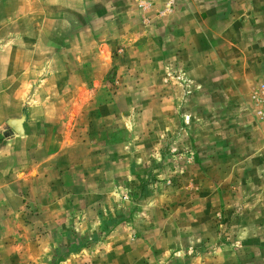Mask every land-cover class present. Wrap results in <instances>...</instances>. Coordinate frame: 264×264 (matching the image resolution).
<instances>
[{
    "label": "rangeland",
    "instance_id": "rangeland-1",
    "mask_svg": "<svg viewBox=\"0 0 264 264\" xmlns=\"http://www.w3.org/2000/svg\"><path fill=\"white\" fill-rule=\"evenodd\" d=\"M0 18V44L40 57L35 155L56 147L41 188L67 210L30 229L35 202L0 193L10 256L41 237V264H264V0H0ZM8 122L1 146L24 134Z\"/></svg>",
    "mask_w": 264,
    "mask_h": 264
},
{
    "label": "crops",
    "instance_id": "crops-1",
    "mask_svg": "<svg viewBox=\"0 0 264 264\" xmlns=\"http://www.w3.org/2000/svg\"><path fill=\"white\" fill-rule=\"evenodd\" d=\"M221 6L222 9H218L219 6L217 5L214 8L211 5H206L205 8L201 7L199 9L201 11L200 15H203L204 12L214 13L215 16H218L219 13L227 14L226 6ZM16 19L18 20L19 17L17 16ZM2 20L4 19L0 18V38L9 35V31L14 30L13 28H4L3 26L7 25V23H3ZM16 36L19 38V34H16ZM40 63V57L37 56L36 49L26 46L19 39L10 43L0 44V133L2 132L1 126L5 122L25 117L21 124L24 134L13 138V141L6 144L3 143L2 146L0 144V158L12 161L13 170L16 169L15 175L19 173H24V175L15 178L12 173H8V175L1 177L0 193L2 197H20V203L15 209L17 211L21 209L17 212L18 215L28 209L26 206L27 201L22 198H29L35 202L33 203L34 206L30 207L34 214L32 221L34 223L32 226L30 225V229L31 227L35 229L49 228L54 223L56 213H65L67 211L65 206L58 207L60 205L58 200L60 198L63 199L65 194H58L56 190L58 196L55 197L56 200H53L52 193L55 190L52 191L49 187L41 188L42 184L48 186L53 183L52 180L54 179L50 175H43L41 171L44 165L50 164L51 157L56 155L57 150L54 147L53 152L51 151L52 153L48 152V155L46 153L47 159L39 158L35 155V152L40 148L38 133L41 132L35 126L42 124L40 120L49 116L48 107L42 102L41 91L34 88L40 78ZM50 122L48 120V123ZM46 149L51 150V145ZM32 172L34 173L32 174ZM37 207H39V210H36ZM43 209L44 211L41 212ZM5 212L8 215L11 209H6ZM7 218L8 216L5 222H7ZM4 227H6V224ZM17 227L23 228L21 224H18ZM7 239L11 241L9 237ZM41 241L40 237L39 240L29 238L26 242L29 247L32 245L34 251H30L26 243L23 246L19 243L18 250L21 249L20 253L15 252L12 256H10L11 253L8 254L6 252L7 248L4 247L10 248L15 240L7 244L1 242L0 264H41L42 256H39L41 253ZM29 252H33L32 256H29Z\"/></svg>",
    "mask_w": 264,
    "mask_h": 264
},
{
    "label": "built area",
    "instance_id": "built-area-1",
    "mask_svg": "<svg viewBox=\"0 0 264 264\" xmlns=\"http://www.w3.org/2000/svg\"><path fill=\"white\" fill-rule=\"evenodd\" d=\"M256 95V115L264 125V79L257 83L255 88Z\"/></svg>",
    "mask_w": 264,
    "mask_h": 264
},
{
    "label": "water",
    "instance_id": "water-1",
    "mask_svg": "<svg viewBox=\"0 0 264 264\" xmlns=\"http://www.w3.org/2000/svg\"><path fill=\"white\" fill-rule=\"evenodd\" d=\"M8 124L14 131L18 133L22 131V125L19 119H12L8 122Z\"/></svg>",
    "mask_w": 264,
    "mask_h": 264
}]
</instances>
